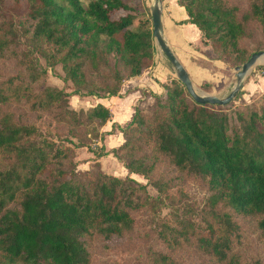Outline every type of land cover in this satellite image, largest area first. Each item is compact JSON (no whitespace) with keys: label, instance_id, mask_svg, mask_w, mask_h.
<instances>
[{"label":"trees","instance_id":"trees-1","mask_svg":"<svg viewBox=\"0 0 264 264\" xmlns=\"http://www.w3.org/2000/svg\"><path fill=\"white\" fill-rule=\"evenodd\" d=\"M242 1L177 0L211 58L232 68L264 51L255 37L258 28L264 36V0ZM145 7L143 0H0V60L19 65L0 77V264H90L96 239H126L137 228L150 240L147 264H189L187 249L209 264H264L238 251L245 219L264 238V99L231 106L240 89L226 105L199 104L173 77L151 106L104 131L108 107L74 109L64 89L37 90L43 72L32 51L60 65L73 94L118 96L124 81L155 64ZM115 129L120 145L90 146ZM79 147L94 155L85 171L77 170ZM107 154L146 183L103 172L98 158ZM188 179L206 192L195 218L178 214ZM167 206L171 213L162 215ZM161 245L174 253L163 255Z\"/></svg>","mask_w":264,"mask_h":264},{"label":"rangeland","instance_id":"rangeland-1","mask_svg":"<svg viewBox=\"0 0 264 264\" xmlns=\"http://www.w3.org/2000/svg\"><path fill=\"white\" fill-rule=\"evenodd\" d=\"M143 1L146 6L145 7L146 11H148L150 15L149 7L152 4L153 0H143ZM233 1L241 4L242 7L245 6V2H243L242 0H233ZM255 37L264 40V36L261 34V30L259 28L255 32ZM19 42L22 50L27 51L30 49V46L26 44L24 37L21 36ZM211 55H212V49L210 52V56ZM31 56L33 61L36 62V67L43 72L42 76L38 80V83L36 84L37 90L47 89V88L64 89L65 91L70 93L69 105L74 109L89 108L96 103L94 99L90 100L91 96H83L72 93L73 92L72 84L69 81L63 80L64 72L59 64H52L51 61L48 62L36 51H32ZM156 62L157 60L155 58L154 66L156 65ZM222 62L227 67L226 70H224L225 71L224 73H227L228 77L223 78L222 82L219 79H217L213 83H209V82H202L201 84L194 83V87L196 91L212 94L214 92H210L211 86L212 84L214 85L215 83H218V86L216 88L220 90V91L218 90L220 93L218 94V96L220 97L225 96L230 91V89L234 85L235 71L234 68L230 67L227 62L224 61ZM18 67L19 65L15 61L1 59L0 77L2 78L10 74H14L15 72H17ZM262 67L264 68V61L259 59L258 62L251 68V70L248 72L245 79L243 80L242 88H241L242 90L241 96L236 101H234V103L231 104V106L249 104L254 101H261L262 99H264V69H262ZM229 81H231V83L229 84V86L225 87V85ZM152 103H153V96H152ZM140 105L144 106L143 108L149 107V106L145 107L146 103H140ZM25 111H27V109H22L23 113ZM47 125L48 124L45 122L42 123L41 127L47 128ZM104 131L107 130L104 129ZM114 131L109 134H105L102 141H94L92 139L90 146L93 147V144L96 142L97 144H102L104 148H106L105 140L109 137V135L112 136L115 135ZM87 137L90 138L89 134L87 135ZM112 140L113 141L111 142V144H115L118 141V138L113 136ZM74 152H75V159L87 160L88 159L87 152L90 151H88L85 147H79V148H75ZM109 157L112 158V160L119 168L124 169V166L115 157L108 155L107 157L105 156L104 158H109ZM102 161L103 158L101 159V167H102ZM105 162L106 160H104V164ZM110 165H111L110 163L108 165L106 164L104 165L106 169L105 171L120 177L121 174L117 173L118 170L117 169L115 170V166L109 167ZM127 174L125 176H121V178L131 177L136 182H140L143 184L146 183V179H144L140 175L134 174L135 176L133 177L132 174L131 175H129L130 173ZM185 188L187 193V197H186L187 200L184 205H182L181 203L178 206V214L182 215L184 213L183 210L185 209L188 210L192 218H195L198 208L201 207V205L204 203V200L206 198V192L204 191V189L200 188V186H198L196 182L192 179L186 180ZM147 190L149 194H151L153 197L157 196L156 189L153 188L151 185H147ZM171 211H172V207L167 206L162 210L161 214L167 215L171 213ZM185 214L188 215L187 213ZM241 223H242L241 231H242L243 243L238 249L239 253L241 254V257L243 259H245V257L247 258L250 257L251 259L259 258L264 261V238L259 236V233L255 226V222L253 220L245 219ZM122 239H115L107 242H104L99 238L96 239L93 242L92 259L90 264H147L146 261L142 262V258L145 256L144 252L150 240L149 238H147L146 235L143 234L142 229L137 228L134 234L127 237L126 239L123 240ZM158 250L161 251V253L166 256L172 255L175 251L173 248L165 245H161L160 247H158ZM182 256L189 264H209L206 261L203 262L200 258L197 257V255H195L194 251L190 249L185 250Z\"/></svg>","mask_w":264,"mask_h":264},{"label":"crops","instance_id":"crops-1","mask_svg":"<svg viewBox=\"0 0 264 264\" xmlns=\"http://www.w3.org/2000/svg\"><path fill=\"white\" fill-rule=\"evenodd\" d=\"M161 18L163 37L171 51L187 70L193 84H201L202 82L213 83L217 79L222 82L223 78L228 77L227 73H224V70H226L227 67L222 61L211 58L210 46L203 45L199 30L194 24L186 22L188 15L184 7L177 3V0H162ZM159 51L160 49L156 45V65L147 69L139 76L124 81L118 96L105 98L91 96L90 100L94 99L96 102L95 104L100 103L108 107L111 112V120L104 125L103 130L105 129L109 131L113 122H116L121 127L126 125L130 121L135 108L144 107L141 106L140 103H146L145 107L150 106L152 103V95H160L163 93L164 89L162 83L175 77L174 71L172 67H170L168 60L163 53ZM230 83L231 81H229L225 87L229 86ZM217 86L218 83H215L214 85L212 84L210 92H214L212 94H217L218 96L220 90L216 88ZM114 132L115 135L113 136L118 138V141L115 144H111L113 136L109 135L105 140V149L107 150L115 148L123 142V137L120 131L115 129ZM87 155V160L75 159L78 171L87 170L94 162L93 153L87 152ZM108 155L113 156L112 154H107L98 158L100 168L103 172L108 173L105 171L106 169L104 165L110 163L111 165L109 167L115 166V170L117 169V173H120L121 176H125L129 173L126 168H119L111 157L104 158ZM102 158L103 161L101 167ZM104 160H106L105 164ZM131 174L133 177L136 175L133 173H130L129 175Z\"/></svg>","mask_w":264,"mask_h":264},{"label":"water","instance_id":"water-1","mask_svg":"<svg viewBox=\"0 0 264 264\" xmlns=\"http://www.w3.org/2000/svg\"><path fill=\"white\" fill-rule=\"evenodd\" d=\"M149 10L152 24V35L155 44L168 60L174 71L175 77L185 86L190 96L199 104L226 105L231 102L237 92L241 89L243 80L245 79L248 72L258 62V60L264 56V51L253 53L241 66H237L234 68V85L225 96L220 97L214 94H207L201 91H196L187 70L171 51L170 47L163 37V26L161 18L162 0H153L152 4L149 7Z\"/></svg>","mask_w":264,"mask_h":264},{"label":"bare ground","instance_id":"bare-ground-1","mask_svg":"<svg viewBox=\"0 0 264 264\" xmlns=\"http://www.w3.org/2000/svg\"><path fill=\"white\" fill-rule=\"evenodd\" d=\"M260 60L264 61V56L260 58Z\"/></svg>","mask_w":264,"mask_h":264}]
</instances>
